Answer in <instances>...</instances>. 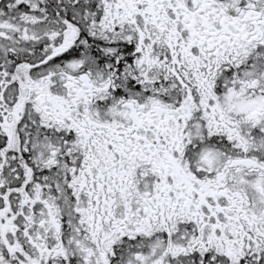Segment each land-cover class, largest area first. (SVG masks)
I'll return each mask as SVG.
<instances>
[{
	"label": "snow or ice",
	"instance_id": "1",
	"mask_svg": "<svg viewBox=\"0 0 264 264\" xmlns=\"http://www.w3.org/2000/svg\"><path fill=\"white\" fill-rule=\"evenodd\" d=\"M0 264H264V0H0Z\"/></svg>",
	"mask_w": 264,
	"mask_h": 264
}]
</instances>
